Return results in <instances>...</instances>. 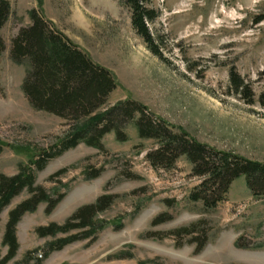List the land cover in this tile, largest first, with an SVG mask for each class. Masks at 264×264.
Returning <instances> with one entry per match:
<instances>
[{
	"label": "rangeland",
	"instance_id": "1",
	"mask_svg": "<svg viewBox=\"0 0 264 264\" xmlns=\"http://www.w3.org/2000/svg\"><path fill=\"white\" fill-rule=\"evenodd\" d=\"M8 1L12 13L0 30V181L25 170L34 176L33 187L64 197L50 212L43 202L21 218L19 248L6 264H264V196H254L241 176L217 208L193 201L203 178L185 156L155 168L148 154L158 144L140 138L134 120L123 119L124 140L111 132L101 149L80 143L42 169L29 163L57 151L77 123L37 110L27 99L22 86L30 66L12 59V39L32 24L29 13L39 5ZM142 1L157 13L148 26L161 57L133 28L125 0H43L46 18L118 80L97 113L132 98L216 151L264 164V109L258 103L264 92V20L257 23L264 0ZM232 71L255 93L254 104L235 92ZM104 196L112 203L90 227L46 237L37 232L65 224ZM29 197L24 189L0 214V261L8 254L3 237L9 214ZM184 228L196 234H179ZM86 233L93 236L82 238ZM71 235L81 239L50 250Z\"/></svg>",
	"mask_w": 264,
	"mask_h": 264
},
{
	"label": "trees",
	"instance_id": "2",
	"mask_svg": "<svg viewBox=\"0 0 264 264\" xmlns=\"http://www.w3.org/2000/svg\"><path fill=\"white\" fill-rule=\"evenodd\" d=\"M39 7L33 8L29 15L32 24L22 28L12 39L11 57L16 62L28 60L29 70L23 82V91L30 104L37 110L51 113L66 120H73L76 127L69 131L68 136L54 147L57 151H44L41 160L29 159V163L42 169L53 156L61 155L76 148L80 143L95 148H102L105 135L114 132L120 140L125 134L119 129L126 121H133L140 138L152 139L158 148L148 154L155 168H168L175 164L178 158L185 156L193 165L196 176L203 178L202 183L191 195L195 202H202L207 209H215L225 200L233 182L245 176L254 196H264V164L254 162L238 155H233L209 147L192 138L183 129H177L161 117L149 114L143 104L128 98L103 113L97 110L104 105L109 96L118 87V80L113 72L96 63L91 56L81 50L65 33L48 20L42 10L43 0H37ZM132 11V26L143 38L149 49L157 56H162L153 35L149 22L157 18L153 9L145 6L142 0H125ZM12 13L8 0H0V30ZM264 20L260 17L257 23ZM5 44L0 35V53ZM231 83L235 92L246 98L248 104H254L255 93L237 74L231 72ZM258 103L264 109V92L259 95ZM136 115L138 118L135 119ZM156 120H155V119ZM85 119L84 121H80ZM155 120V122H153ZM157 121V122H156ZM53 149V148H52ZM54 150V149H53ZM27 169V167H26ZM96 173L92 177H96ZM33 174L23 170L11 178H1L0 181V214L5 207L24 189L30 197L21 202L9 214V221L3 237V244L8 247V254L0 264L12 260L19 248L17 240V225L28 212H33L39 204H47V212L63 199L64 195L55 199L42 188H35ZM112 203V197L104 196L95 203L79 208L63 225L51 224L39 228L42 236H54L57 233H69L90 227L92 218L104 211ZM156 222V221H155ZM94 231H91V233ZM196 234V229H182L179 234ZM93 235L86 233L82 238ZM81 239L71 235L59 239L50 250H61L65 246ZM238 245H240L238 243Z\"/></svg>",
	"mask_w": 264,
	"mask_h": 264
}]
</instances>
